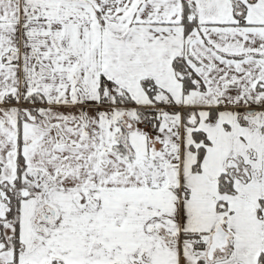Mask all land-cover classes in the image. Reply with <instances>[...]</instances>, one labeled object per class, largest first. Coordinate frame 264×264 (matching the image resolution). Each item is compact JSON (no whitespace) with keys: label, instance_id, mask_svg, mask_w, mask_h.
<instances>
[{"label":"snow or ice","instance_id":"obj_1","mask_svg":"<svg viewBox=\"0 0 264 264\" xmlns=\"http://www.w3.org/2000/svg\"><path fill=\"white\" fill-rule=\"evenodd\" d=\"M0 264H264V0H0Z\"/></svg>","mask_w":264,"mask_h":264}]
</instances>
